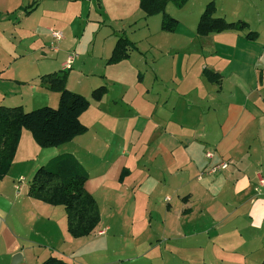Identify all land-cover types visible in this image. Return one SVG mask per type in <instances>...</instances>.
Instances as JSON below:
<instances>
[{"label":"crops","instance_id":"obj_1","mask_svg":"<svg viewBox=\"0 0 264 264\" xmlns=\"http://www.w3.org/2000/svg\"><path fill=\"white\" fill-rule=\"evenodd\" d=\"M22 1L0 0V106L5 107L21 106L31 97L50 93L41 86L40 78L51 73L43 74L28 65L17 53L16 35L25 31L45 39L48 45L55 43L51 52L57 54L65 32V3L79 0H25V6ZM97 1L99 8H108L125 0ZM85 2L91 7V0ZM209 2L215 5V17L244 21L248 29L198 37V19ZM195 3L190 25L182 18L174 33L159 29L158 34L146 36V52L158 51L162 57L165 52L173 53L169 65L150 64L141 56L133 65V53L127 60L106 64L117 36L98 54L104 65L98 74L85 75L94 77V85L104 86L106 93L99 101L91 98V88L87 90H92L90 99L80 94L90 102L79 118L87 128L84 134L61 146L42 149L29 132L21 131L9 171L0 180V264H41L48 257L68 264H98L99 250L109 242L110 225L103 214L89 236L74 239L83 244L65 256L64 208L27 196L24 175H33L38 167L62 154L73 155L86 170L89 178L84 188L93 198L107 196L111 192L106 190L108 186L116 195L124 192L129 196V207L126 203L123 208L107 206L106 212L116 228H122L120 222L129 217L158 229L150 248L163 249L158 253L160 264H169L167 257L175 264H264V188L259 183L264 180L263 53L254 50L256 56L242 60L244 49H250L249 44L253 46L259 37L250 21L264 23V0ZM173 10L169 9L170 16L176 14ZM38 13L43 23L34 21ZM249 31L257 35L253 41L244 39ZM53 33L61 39L55 40ZM158 35L166 42L173 39L174 45L157 48L154 38ZM67 58L58 71L67 70L69 88L73 67L71 63L66 68ZM188 64H193L194 68L189 67L193 72L186 68ZM23 67L29 70L21 76ZM203 69L217 73L219 82L201 79ZM195 82L202 90L198 91ZM205 87L210 92L204 93ZM213 93L215 98H209ZM50 94L56 96V105L59 94ZM200 103L205 106L198 108ZM96 132L101 138L91 134ZM207 152L213 153L212 160L206 159ZM90 153L96 157L95 166L87 164ZM223 160L229 162L226 171L202 175L204 169ZM123 170L126 175L118 183ZM20 179L24 184L16 189L13 185ZM139 196L144 197L143 203L137 205ZM118 208L126 211L123 221L115 219ZM100 232L103 234L97 235ZM188 244L192 248H186ZM17 254L21 260L13 263ZM78 256L86 260L78 262ZM139 259L145 260L133 254L122 261L129 264Z\"/></svg>","mask_w":264,"mask_h":264},{"label":"rangeland","instance_id":"obj_2","mask_svg":"<svg viewBox=\"0 0 264 264\" xmlns=\"http://www.w3.org/2000/svg\"><path fill=\"white\" fill-rule=\"evenodd\" d=\"M34 1L41 3L43 0H34ZM96 1L97 0H91V7H88V4L87 2H85V0H79L72 4L65 3V32L62 38V44L57 54L51 52L53 48L54 47L56 48L57 46L55 43H53V46L48 45L45 39L33 35L30 36L25 31H22L16 35V39L18 41L17 53L20 56L25 57L24 59L28 63V65L39 68V70L44 72L43 74L58 71L59 64L63 62L65 58H67L68 56L73 57L75 59L74 62H72L71 64L73 69L70 71V75L68 77V86L70 89L69 88L66 89L68 91L78 94L83 93L87 97H89L90 92L98 88L99 85H94L96 81V80L94 81L95 79L94 77H89L85 74H88L89 72L98 74L96 72H98L100 70V67H102L104 64L102 61L99 62L97 56L98 54H101L104 51L106 45L110 41L113 40L115 41L116 36H120L124 34L126 38L129 41H131L136 47L135 50L129 52V53H133L132 62H131L133 65L136 63V59L138 56H141L142 58L145 57V60H147V62L150 64L152 62H153L152 64L154 65H157L158 63L160 64L164 63L166 65L170 64V61L172 60L173 57V53L165 52L164 56L162 57L161 56L162 54H159L158 51L157 52L154 50H151L150 52L145 51V49L148 46L146 36H151L155 33L158 34L160 32L159 31V25L161 23L160 15L146 17L145 14L139 9L137 3L138 0H125L123 1V3L119 2L118 5H112L111 7L108 8L103 6L99 8V3L97 1L96 4ZM22 2L24 6L28 4L27 1L25 0H23ZM195 2L196 0H187L186 4L182 7L183 9L180 8L183 11L180 12L177 11L180 9H177L175 6L169 3L167 4L169 8L168 9L165 8V12L166 14L169 15V9L173 8L174 9L173 12H175L176 14L174 15V13H170L172 14L171 17L176 19L178 22L182 21V18H185L186 23L190 25L191 21H193L194 19L192 18L191 20L190 17L193 16V13L195 12V7L197 6ZM83 10L85 11V13L82 12ZM78 12L80 13V15H78ZM88 12H90V16L86 15L88 14ZM42 13L43 12H41V14ZM41 14L38 13L34 21L43 23L42 17L40 16ZM250 22L252 23L253 28H257L259 37L253 46L249 44L250 49L249 48L244 49L246 51L242 52L243 55L242 60L249 61L252 54L256 56L255 53H253V51L258 50L261 53H263L261 64L264 66V27H263L264 23L263 21H250ZM112 34H114V37ZM154 40L158 46L157 48H163L166 45L172 46L175 43L173 39H168L166 42V39L164 40L160 35L156 36ZM165 50L168 49L166 48ZM143 53H145V55H141ZM83 63L85 64V66L81 67ZM192 65L188 64L186 68L190 71L189 69L190 66L191 68H194V66ZM244 65L249 66V64L247 63H245ZM80 68H82L83 71H81ZM25 70L26 72H28L29 68L28 67L21 68V76H24ZM190 72H193V69H191ZM200 75H201V79L202 77L205 79L202 72ZM261 76L264 80V72L261 73ZM180 77L182 78V75ZM66 84H67V78H66ZM196 85L198 87V91L202 90V85L200 83L198 84L197 82H195L194 86ZM90 88L92 90L87 93V90H90ZM206 90L210 92L206 87L203 89V92L205 93ZM230 90H232V88H230ZM49 92L52 93V91ZM50 93L47 92L46 95L40 94L38 96L31 97L28 100H26V102H24L23 105H21L20 107H22L24 112H29L43 107L56 108L58 106V101L56 105H54L56 96H53ZM215 96L216 95L213 93L209 95V98L210 97L215 98ZM58 99H59V95L57 97V100ZM213 100L214 99H209V102ZM219 100L221 101V99ZM203 106H205V103L202 104L200 103L198 105V108ZM91 134L97 138H101L97 132ZM98 140L100 141V143H102L100 139ZM93 154L91 155L90 153V156L89 155L87 156V160L89 159L90 161V163L86 161L87 164H89L88 166H95L96 157H94ZM83 157L86 160V157L84 155ZM222 162H224L226 165L225 169L223 171L220 170L213 175H217L221 172H224L227 170V168H229V162L224 160L214 163V165H218ZM46 163H44L42 166H44ZM24 170L25 169H22L23 172ZM202 175H206V174H202ZM213 175H208V176H213ZM32 176L33 175L31 176L24 175L26 179L25 182L26 186L30 185ZM118 183H121L119 179H118ZM22 184H24L23 179L21 182L17 181L13 186L15 188L19 186L22 187L23 186ZM124 187H126V183ZM106 190L109 191L111 190V192H107V196L96 195L94 197L98 206L99 216L103 214L106 219V222H108V225H110V232H108L107 234V236L109 237L108 238L109 242H107L104 245V248L99 250L100 258L98 264H126L125 262L122 261V259H126L128 256H132L133 254L136 255L137 257L142 256L145 258V260L143 259H139L137 261L130 260L129 264H146L148 262H151L152 264L162 263L158 257V253L163 252V249L150 248L154 246V244H150V243L156 240L158 236L157 235L158 229L154 227L148 228L146 223H143L140 219L131 220L129 217L127 221L120 222L122 228H116L114 226L113 221L111 222L112 216H109L110 213L106 212L107 206L117 205V207L123 208L125 207V203H126L127 206L129 207L130 205L129 196L124 195V192L118 193L116 195L114 194L115 191H112L115 189L110 188L109 186ZM126 190L127 189L123 188V191ZM143 198L144 197L142 196L137 197L139 201L137 205L143 203ZM161 199L162 197H157L158 201H160ZM120 208H118L114 212L115 214L114 216H116L115 217L116 220L120 221L121 219V221H123V219L126 216V211L125 209L121 211ZM66 230H67V219L65 221V256H70L71 252H73L78 246H80L83 243L75 242L76 240H74V238H72L68 233L67 234L71 238L66 234L67 232ZM97 235H99V233ZM103 238L104 237H101L102 240ZM186 248H192V247L190 244H188L186 245ZM170 250H171L170 248L167 249V251L169 252ZM83 252L88 253L87 251L86 252L83 251ZM186 253L187 255L191 254L190 251H187ZM262 254L263 253H261V255ZM77 258H78L77 259L78 262H83L80 260H86L83 256H78ZM167 260L169 264L176 263L172 257H167ZM215 263L220 264L218 262Z\"/></svg>","mask_w":264,"mask_h":264},{"label":"trees","instance_id":"obj_3","mask_svg":"<svg viewBox=\"0 0 264 264\" xmlns=\"http://www.w3.org/2000/svg\"><path fill=\"white\" fill-rule=\"evenodd\" d=\"M186 2L187 0H138V6L146 17L161 16V31L174 33L179 22L166 14L165 8L171 3L180 9ZM215 11L213 2L205 6L196 26L197 36L248 29V24L244 21L229 22L222 17H215ZM256 37V33L249 31L244 39L253 41ZM135 49L124 34L117 36L106 64L127 60L129 52ZM67 74V70H62L40 78L42 87L59 94L56 108L43 107L24 112L20 106H0V180L9 171L22 130L29 132L35 144L42 149L61 146L87 131L79 118L89 108L90 102L84 96L66 89ZM202 74L210 83L219 82L220 76L212 70L204 69ZM105 93L106 88L100 86L91 92V98L99 101ZM126 172L122 171L120 182ZM88 178V173L73 155L62 154L36 169L28 186L27 196L51 206H62L67 219V233L74 239L86 237L100 220L97 203L84 188ZM41 264L68 263L48 257Z\"/></svg>","mask_w":264,"mask_h":264},{"label":"built area","instance_id":"obj_4","mask_svg":"<svg viewBox=\"0 0 264 264\" xmlns=\"http://www.w3.org/2000/svg\"><path fill=\"white\" fill-rule=\"evenodd\" d=\"M52 36L57 41H59L61 39L60 35H58L57 33H53ZM72 61H73V57L68 56L67 62H66V68L67 69H69L70 64L72 63ZM205 156H206L207 159L211 160L213 158V153L212 152H207L205 154ZM225 167H226V165H225L224 162H222V163H220L218 165H211L209 168H206V169L203 170V174L213 175V174L217 173L220 170L223 171L225 169ZM21 181H22V179L19 180V182H21ZM259 183H260V186L264 188V181L260 180ZM20 188H21V186L17 187L16 189H20ZM101 234H103V232L99 233V235H101Z\"/></svg>","mask_w":264,"mask_h":264},{"label":"water","instance_id":"obj_5","mask_svg":"<svg viewBox=\"0 0 264 264\" xmlns=\"http://www.w3.org/2000/svg\"><path fill=\"white\" fill-rule=\"evenodd\" d=\"M19 261V260H21V257H20V255H15V257L13 258V263H16V261Z\"/></svg>","mask_w":264,"mask_h":264}]
</instances>
